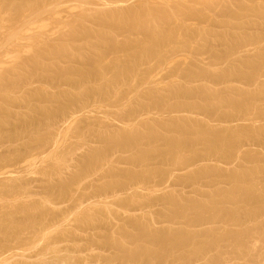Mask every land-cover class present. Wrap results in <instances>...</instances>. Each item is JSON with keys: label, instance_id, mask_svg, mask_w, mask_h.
I'll use <instances>...</instances> for the list:
<instances>
[{"label": "rangeland", "instance_id": "374dc122", "mask_svg": "<svg viewBox=\"0 0 264 264\" xmlns=\"http://www.w3.org/2000/svg\"><path fill=\"white\" fill-rule=\"evenodd\" d=\"M0 1H1L0 2V46H2L0 47V66H2L0 67V81H1L0 108L2 109V110L0 109V264H248V263L264 264V239H263L264 212L259 213L257 217L256 216L248 217V218L243 217V219L238 218L239 215L237 213L236 216H234L235 214L234 209L239 210L238 208H240L239 211L241 210L243 211V209L245 208L239 207V205L235 204L233 201L225 200V198L223 199L221 198L222 194L225 193V191L223 190L227 189L226 191H228L229 189H231V187L229 189L227 187L232 186V181H233V186L235 183L234 182L235 179L233 180L232 178L234 177H232L231 178L232 181L230 182L231 183L230 185L228 172H230V174L232 175L235 174L234 172L232 173V171L235 170L237 171V173L239 172L243 173L242 169L244 168L250 174V172L254 173L256 170L257 173L259 172L258 174L256 173L257 175L254 173V176L256 175L255 176L256 178H254V180L257 179L255 180L257 181L256 182L257 186L264 183V174L260 173L264 169V162L262 161V159L264 160V156L262 155V153L264 154V148H261L264 147L262 146L264 145L263 144L264 132H262L264 130V124H263L264 95L261 97L260 95L259 97L256 96L254 104L253 102L252 103L246 102L245 104L247 106L243 103L244 104L243 107L242 106L243 104L240 103V106L243 107L246 110V112H243L244 109L239 107V103L236 104L238 105V107L236 106L237 110H235L236 108L232 109L235 107V105H233L232 103L236 101L233 98L235 97L237 98L238 96L242 98L241 94H243L245 90H246L245 92L247 93H257L255 90L257 88L258 92L260 91V93L263 92L264 94V90L261 89L264 88V62H263L264 59L259 57V56L264 57V0H216V1L215 0H208V1L206 0H183V1L182 0H171V1L145 0L144 1L143 0L144 3L142 2V0L140 1L116 0V2L115 0L113 1L99 0V3H101V5L98 4V0H86V1L77 0L78 1L77 3L74 0H58V1L29 0L30 3L23 6L18 14L15 12L16 7H20L18 2H21L22 0H17V1L0 0ZM15 1L16 3L14 4L13 2ZM93 1L95 2L97 1V3ZM106 1L107 2L110 1L108 2L109 4H107ZM79 2L82 5L84 4V7L81 6ZM92 2L94 5H92ZM122 2L123 4H121ZM139 2L143 3L142 7L145 6V4L146 7H148L147 5L150 4H151L150 6H152V2L154 6L156 2L155 5H157L156 6L157 8H160L159 6H161V9L163 10L165 9V12L170 10V12H168L170 14L168 15H170L172 18L175 15V12H177L176 16H174L175 18H173L174 22L172 24L171 23L169 24L168 21L166 22L164 20L163 21L158 20V23H156L157 21L155 20L156 21L155 22L153 20L151 24L152 27L150 26V28L156 29L159 26L158 24L160 22V26H162L163 24L164 27L163 26L162 27L164 29L170 28V30L174 31L175 28L177 31V35H176V39H172L168 43L166 42L167 44L165 43V45H163V47L159 49V52L157 51L158 53L157 52L148 53L149 56L147 55L146 58L139 59V62L137 63L136 67L131 69L133 71L131 72L129 70V73L131 72L130 75L126 72L124 75L123 73L124 70L121 71L122 69L120 68L121 66L115 65L117 66V69H115L114 67L112 68L113 70H111L110 68L111 63H113V61L116 60L117 58L122 59L124 62L127 63L128 60H130L128 58L131 54L127 52L128 49L124 47V45L128 40L129 42L130 41L142 42L146 39L145 36L146 34L138 30L129 31L122 28L110 27L108 30L109 33H111L112 35L111 39L110 38L102 39L99 36L98 37L95 36V38L93 37L92 39H89L85 37L86 35L84 33L87 27H88L87 29H91L92 31L96 30V33L100 32L101 29H98L99 27L95 23L93 17L88 16L87 18L86 15H89L90 13V14H95V16H98L99 14L108 13L109 11L124 12L127 11V9H129L132 6L133 7L140 6L142 3ZM12 3L13 5H11ZM112 3H113V9L111 7ZM86 4H89L91 6L88 5L86 8L85 6ZM180 4H182L181 6L182 9L180 7ZM104 5H107L109 8ZM241 7H243L242 10L240 9ZM82 8L84 11H82ZM100 9L103 12H101ZM58 12L59 13L61 12L62 14L61 13L59 14ZM82 12L85 13L83 14ZM96 13H98V15ZM65 17H67V19ZM43 19L44 22L41 23L40 20L43 21ZM34 22L37 23V25ZM71 22L72 23L74 22V24H72ZM39 25L43 29L46 28L47 31L46 29L43 31V29ZM48 26L50 27L48 28ZM57 26H59V28ZM34 27H35V31H34ZM37 29H39L40 31ZM205 29H207V31ZM13 30L15 33L13 32ZM75 30H80V31L79 32L76 31L74 36L72 35V31ZM67 32H69L68 35ZM94 32L95 31H93V33ZM13 33L15 34V36L13 35ZM69 34H71L72 36L71 35L69 36ZM16 35L18 36L16 37ZM66 35L68 40L65 39ZM66 42H68V44ZM112 42L113 44H116L118 47L114 48ZM59 44L67 45L66 48L68 50L66 51V53H68V55L65 53L56 56L55 54L48 55L46 53L45 54L41 53L39 50V48L41 49V47L44 48V45L45 47L56 48L58 46L60 47ZM64 45L62 47H64ZM17 46H19L18 49ZM21 46L22 48H20ZM146 46L149 47V45H145L144 48L146 51L152 49V48H148L147 50ZM15 49H17V51ZM229 49L232 51H230ZM27 50L31 51L29 53L30 55L28 54L29 51ZM227 50H229V53ZM15 51L17 53H15ZM230 52H232L231 55ZM33 57L39 58L37 59L38 62ZM258 57L263 63L260 62L259 59L257 60ZM124 58H127V61H125ZM2 60L5 61L3 62ZM32 60L34 63L32 62ZM94 61H95V65H97L98 61H101L102 63L101 62L100 63L102 66H104V68L98 63V67L100 66L101 69L100 70L97 69V73L96 71L95 73L93 72L94 75L93 74L92 75L94 77L90 75V77L92 78L87 76L89 79L85 78L86 81L82 80L85 77V76L83 77V75H80L82 74L83 70L87 71L86 69H90V68H92L90 69L91 72L95 70V66L93 65ZM248 61H250L249 64L251 66L254 65L255 63L256 64L250 68L249 64L248 66L246 65ZM253 61H258V62L254 63ZM124 62L123 65H125ZM257 63H259V65ZM91 65L94 67V69ZM106 65H108V67ZM229 65H231L233 71L231 70ZM243 66L246 67L243 68ZM98 67L96 66V68ZM248 67L249 69H251V71L253 69L252 72H254L255 74L253 73L252 75L251 72L249 73L248 71L250 70H247L248 73L244 72L246 70H241L245 73V76H248V77H243L244 74L242 76L239 69L240 68L248 69ZM108 68L109 70H105ZM234 68H237V70L239 71H236ZM115 70L118 71L120 70V71L119 72L117 71L118 72L117 73ZM85 71L83 72L86 73ZM99 71L102 72L101 76L105 78H102L100 77V75H98ZM203 71L205 72L207 71V72L203 73ZM234 71L240 72L238 73L239 76ZM119 73L120 75H118ZM95 74H97L99 77H97V75ZM113 74L114 75L117 74L116 78L121 76L123 79L117 78L118 81H116L117 79H115L116 82L113 83L114 81ZM226 74L227 76L223 78L222 75L224 76ZM250 74L252 78L255 75L258 77V79L257 77H254L255 79L250 78L249 77ZM100 78H102L103 82ZM106 79H110V80L108 81ZM112 79L113 81H111ZM148 80H150L149 83ZM110 82L112 84L108 86L107 84ZM142 85L144 86L142 87ZM259 85L260 86L263 85V86L259 88ZM148 86L149 88H144ZM178 87L179 90L181 91L178 90ZM202 87H203V91H205L208 87H210L208 88L209 92L206 90V94L205 92L203 93L202 90L199 89ZM241 88L244 91H241L242 90ZM141 89L143 90V92H141L142 91ZM169 89L171 90L170 93H169L170 91ZM175 89L178 92H176ZM198 89L201 90L202 94L200 93V91H197ZM138 90L141 91L139 92ZM145 90L148 91L147 94L149 95L140 94V93H145L146 92ZM173 90L174 92H172ZM248 90H252V91L248 92ZM160 91L164 92L165 95L160 94L159 93ZM179 92L182 93L180 94ZM210 92L213 93H211L210 95ZM220 92L223 94H221ZM227 92L228 95H226ZM234 92L238 93V95H236ZM6 93L8 97H6L5 95ZM151 93H154V95L153 94L151 95ZM157 93H159L158 94L159 96H157ZM171 93L173 96L170 95ZM176 93L180 95L178 94L176 95ZM187 93H190L189 96L191 95L192 97L190 98ZM215 93L217 96L215 95ZM231 93L234 95H231ZM166 94H168V97L166 96ZM195 94L197 98H195L194 96ZM203 94H205L206 96H204ZM224 94L226 97H224ZM54 95L57 97H55ZM182 95L183 97L181 98ZM149 96H152V99L149 100V98H151ZM171 96L173 97V99ZM174 96H176V98ZM187 96L191 100L189 98H186ZM214 96L215 98L217 97V99H215ZM51 97H55L58 102L55 101L57 102L55 103L54 101H50ZM72 97H75V99ZM177 97H179L180 104L177 103L178 102ZM160 98H164V100L165 99L168 100L166 102V100L163 101V99ZM68 99L69 100L74 99V101L70 102ZM154 99L157 100L155 101ZM230 99L232 101L231 104L229 103ZM160 100L161 102L163 101L164 104L163 103L161 104ZM182 100L184 103L181 104ZM193 100L194 101L196 100L195 101L196 104L197 102L200 104H204L205 102L206 103L208 102L207 103L208 105L205 103L204 106L201 105V107L200 106L198 107V105L194 106ZM226 100L229 101L226 102ZM150 101H153L154 103L157 102L155 104L160 105L161 107L157 105L154 106L153 105L154 103ZM191 101L193 105H190L192 104ZM215 101H217L218 103L217 102L215 103ZM172 102H174V104L177 103V107L180 105V109L179 107L176 108V105L174 104L170 105ZM247 103H250L252 105H249ZM257 103L260 105H257ZM183 104L184 105L186 104L185 107H187V105H190L191 110L189 109V107L184 109ZM212 104L217 108H218V104H220L221 106V107L219 106L220 110L211 106ZM226 104H228L229 107ZM162 105L164 107H162ZM169 105L174 108V111L172 112L170 111V113L167 110L168 109L167 107H169ZM181 105L183 106L181 107ZM205 106H209V108ZM245 106L247 108H245ZM250 106L251 107L253 106L254 108L253 107L251 108ZM46 107H49L51 108V110L54 111V114L52 116L44 114V108ZM160 108L161 109L163 108L162 112L160 111L161 110ZM205 108L206 111H203V109L205 110ZM212 108L214 110L216 109V111H214ZM229 108H231L234 111L232 112L231 109ZM238 108H241V111H239ZM256 108H258V110ZM164 109L170 115L168 113H163L165 112ZM169 109L171 110L170 107ZM178 109L179 111L181 109L184 110L187 109V110L186 111L181 110L180 112H178ZM248 109L249 110L251 109L252 111L251 110L248 111ZM211 110H213L215 113L212 112ZM208 111L209 112L211 111L210 112L211 114ZM223 111L224 112L227 111L226 112L227 114H229L230 112L229 116H227V114H225ZM258 111H261V113ZM174 112H175L174 114L175 116H173L172 114ZM219 112L221 113L223 112L224 115L223 113L221 114ZM231 113L236 114V116L234 115L233 117ZM220 114L222 117H220ZM231 115L233 118L231 117ZM176 116L178 119L176 120L175 118L173 121V117ZM179 116H181L182 120L183 118H185L184 120L188 119L186 123H184V121H181ZM223 116H225L224 119H221L223 118ZM237 116L238 117L241 116L242 118H238ZM229 117H231V120L229 119ZM168 118H171V120L168 121ZM218 119L221 120L219 121L220 123H218L217 121ZM232 119L236 120V122ZM155 120L156 122L154 123L157 125L161 124L162 122L164 125H168L166 127L167 130L164 129L165 126L163 124L159 125L160 127H157V125L153 123V121ZM157 120L159 121V123H157ZM191 120L193 121V123L191 122ZM188 121L190 124L188 123ZM174 122H175L174 125H178V126L181 125L186 126L188 124L187 126L191 127L192 131L195 132L199 131V129L196 130L195 127H193V124L197 128L201 127L203 129H205L206 126L209 127L211 125L212 126V127L210 126L211 129L210 128L209 129L210 131L214 130V132H222L220 130L217 131L215 127L222 130L226 128L224 133L229 135H231V133L233 134L230 137L232 138L233 136V138L236 139L234 142H236L239 146H237L236 144L234 145V147L235 148L237 147L238 149L235 150V148L233 147H230L232 149L228 147L222 150H218V151L216 150L215 153H213L214 152L213 150L212 153L208 152L210 154L209 156V154L206 152L205 145L202 142H195L194 146L196 144V147L193 146L191 148L193 149L196 148V150L198 151L196 152L199 154V156H197L198 155L197 153H195L197 155L191 153L190 152L191 148H189L190 150L188 148L187 149L185 148L183 149V151L180 152L183 154L179 153L180 156L175 155V157L171 158V160L170 159L166 160L165 158H169V156H165V155H164L165 157H163L162 155H161L162 157L158 155L153 157L155 159L152 158H151L152 160L148 159L152 163L147 162L146 160L147 163H151L149 164L150 169H147L148 168L147 163L144 166H142L143 164L139 165V163H136L137 159L135 155L139 152V147L133 146L134 147L133 148L132 146H128L127 148L129 149L127 148L122 149L120 147H117L116 149V147L113 146L112 148L107 149L108 147L103 146L106 145L105 140L110 139L113 136L112 135L113 132L115 135V133L117 134L119 132L127 133L129 131L134 132L136 130L143 131L144 129H147L146 126H143L146 125L147 123L148 128L152 127L150 129L155 130L157 133L160 130L159 132L162 133V134L158 133V137H156L157 138L156 144L158 146L161 144L160 146L163 148L165 142H167L168 139L170 138L169 137L170 135L177 136L179 133L181 134L179 130L177 132L176 128L175 130L172 127L173 130L172 131L170 130L171 126H174L173 124L170 125V123H174ZM203 122L208 124L204 125ZM153 124L155 125V127L153 126ZM197 124H200L201 126L200 125L197 126ZM202 125L205 126V128ZM248 125L250 129H248ZM236 128L237 130H241V131H237ZM260 128L262 131L260 130L259 132L263 136L260 133L258 134L256 133ZM243 129L245 131H243ZM232 130L235 132L233 133ZM249 130L252 132H249ZM164 131L165 132L167 131L166 133H169L168 131H170V133L167 134L168 138L166 137L167 135L166 133H164ZM236 131L238 133L243 132L240 133L242 138L238 137V133ZM173 132L175 133L177 132V134ZM252 133H254V136L253 135L251 136ZM189 134L192 135L191 133ZM107 135L109 136L108 138ZM249 135L251 136V138H249L250 137ZM258 135H261L260 137L261 138L263 137V139L259 138L260 140H258L257 138ZM236 136L239 139L236 138ZM244 136L245 137L249 136V137L248 138L246 137L247 138L246 139ZM103 138L105 140H103ZM161 138H166L167 141ZM233 138L232 140H234ZM240 139H242L243 141H240ZM251 140L253 142L255 141V143H253ZM162 142H164L163 146H162ZM200 143L204 146H202ZM239 143L240 144L243 143L242 147ZM253 144L255 145L257 144V145L255 146ZM143 146L145 148L147 147L145 145ZM200 146L204 147L205 151L203 148H200ZM102 147L104 148L106 147L105 149L109 150V152L106 150L108 153H106L105 151L104 153L105 155H102V160L101 161L99 160L98 161L99 163L96 162L94 165L88 168V170L90 169V171L86 170L87 168L86 167L83 173H80L82 172L83 169L82 166H84L83 164L87 163V161L85 160L86 157L90 156L94 151L103 149ZM202 149L203 151H201ZM227 149L230 150L232 153L230 151H226ZM252 149L255 150L253 151ZM136 150L137 153H135ZM225 151L227 152L226 155L224 153ZM245 151L247 152L250 151V153L249 152L247 153ZM255 151H257V153L259 151V153L257 154ZM252 152L255 155L257 154L255 158H253L254 155ZM230 153L234 155L232 156L230 155ZM236 153H237V157H235ZM242 153L250 156L249 157L247 156V158H243L244 154ZM193 154L196 156V158ZM214 154H216V157L217 156L219 157L216 158ZM129 155L132 156V157L130 156L131 160L132 158H134L135 160L131 161L129 159ZM182 155L183 158L186 157V160L189 157H191L189 158L190 159L189 163H191L190 164L191 166L189 165L188 167H186L183 165L186 161H184ZM204 155L208 158L206 159ZM211 155L215 159L211 157ZM220 155L221 156L224 155L223 158L220 159L221 157ZM227 155H229L230 157ZM176 156L181 157L182 159L181 158L180 159L181 161H184V163L181 162L180 159L178 160ZM192 156H194L193 158L196 159L194 163L192 162L193 161ZM201 156L202 158H200ZM103 157L104 159L106 157L107 162L106 159L105 160L103 159ZM158 157H160V159ZM250 157L251 159H249ZM259 157L262 163L260 162V160L258 161ZM162 158H164L165 163L162 162ZM198 159L201 161L199 162ZM244 159H247L249 161H247L246 163L244 162L246 161ZM252 159L255 160L254 163ZM156 160L157 161L160 160V162H158L159 164L157 163ZM175 161H177L176 165L174 164ZM251 161L252 163H250ZM166 162L167 163L169 162V164H167V166L163 165L166 164ZM178 162L179 165L181 166H177ZM96 164L98 165V168H96L97 167ZM137 164L139 165V167ZM169 165H171L172 167ZM197 165L199 166V172L197 170L198 174L195 175L194 173H196V169L198 168ZM208 165L209 166L211 165L212 168L209 167ZM141 166L142 169H145L147 167L146 171L143 170L140 171L139 169H141ZM159 166H160L159 170L161 171L162 169L161 173L159 170H157ZM200 166L201 167L204 166V168L206 166L205 168L206 173L204 172L205 169L203 168L201 170ZM247 166L248 167L252 166L253 169H251V167L250 169L245 168ZM213 167H215L217 171L218 169L220 171L216 172V170L213 169ZM210 168L211 170L212 169L213 170L211 171ZM164 169L165 170L168 169V170L165 171ZM258 169L260 170L258 171ZM110 170L112 171V173L114 172L113 173L114 175H118V176H114ZM200 170L203 172H201ZM214 170L217 174V175L214 174V176L217 179L213 177L212 173H211V178H210V174H208L209 172H213ZM248 170H250V172ZM121 171H123L125 174H127L129 171L128 176L127 175L124 176V174H119ZM131 171L133 172L135 171V173ZM139 171L142 173L145 172L143 173L144 175L142 174V176H144L143 177L144 179L146 177L145 175H148L146 180L142 179V176L141 177L139 176L140 174ZM148 171H150L151 173L153 172L152 174H150L149 172L151 177L149 176V174H146L148 173ZM222 171L223 174L226 173L227 175L224 174V177L221 176L220 179H218ZM155 172L156 173L159 172L160 174L156 176ZM163 172L165 174H163ZM130 173H133L134 174L133 176L137 174L139 178L136 177L130 179V177H132V174ZM202 173L205 174L204 177H202L201 175ZM120 175L124 177L121 178ZM206 175L209 177H207ZM197 176H199V178ZM128 177L130 180L128 179ZM194 177L196 178L195 181H194L195 179ZM119 178L120 180H118ZM148 178L150 180H148ZM210 179H213L211 180L212 183ZM114 180H117V182L116 181L114 182ZM216 180H218L219 183ZM124 181H126L127 184H125L126 182ZM111 183L114 184L111 185ZM63 186L65 187V189L63 188ZM259 188L262 189L261 186H259ZM219 190L222 191L223 193L220 192ZM217 191L221 193V194L219 193V196L221 197L214 195L218 193ZM212 194L214 196H212ZM211 196L212 198L214 197V199L218 198L217 202L216 200H214L216 202L215 206H217L218 208L219 205L222 207L224 205L226 206V201H229L227 202V206H226L227 209L225 208V206L223 209L219 208L221 210H219L217 207H216L217 210L215 208H212L215 209V211H218L220 214L222 213L224 218L222 217V215L220 216V214L216 215V217L220 216L219 218L217 217L218 219H216V217L214 218V216H210L211 214L209 215L210 216L209 217L206 215V213L208 214L211 213L212 211L211 210H210L211 212L206 211L205 217L207 218V221L204 222L206 220L205 218L201 222V224L200 223L191 224L192 228L190 227V224L187 222L188 219L193 215L192 214H191L192 216L188 215V217L189 216L190 217L189 218L187 217L188 219H186V215L185 216L178 215L179 213L175 211L178 217L174 216L173 214L175 213H172V211L175 209H172L171 205L173 204H171L170 201L168 200V197H170L171 199H174L176 202H178L177 204H179V202H181L180 204H185V201L187 199L188 200L193 199L196 202L204 201L203 203H205L206 201V203H209V199L210 200L212 199ZM221 200L223 202L220 204L219 202H221ZM211 201H213V199ZM188 202L186 201V203ZM217 203H219V205ZM228 203L229 204L232 203L233 206L235 207L238 206V208L233 207V209H231V207H229L231 210H233V211H229ZM232 204L229 206H232ZM183 217L187 221H185ZM211 217H213L214 219ZM225 217H227L228 220H225L226 219ZM228 217L231 219V221L229 220ZM235 217H237L239 221ZM139 218L141 219L140 220L141 222L139 221ZM234 218L236 219V222L234 221ZM240 219L242 221H245L246 224L242 222L244 224L243 225ZM136 220H138L137 222L141 224L144 223L143 225L144 226L146 225L145 227L146 228L148 227L147 229L150 230L151 229L154 231L164 230V231H168L169 233L171 231L172 233L173 231L176 232L173 234L171 233L173 237L169 236V238L172 237L174 239L176 238V235L179 234L177 235L178 240L180 239L178 243L175 240H170L171 238L169 239L170 240L169 243H171L169 244V247L171 245V247L174 249V247H176V244L178 245V247H176L177 249L179 248L178 250H176L177 253L175 252V249L174 251H171L170 250L171 247L166 248L168 247L167 245L168 243L166 244V242L161 243L162 245H164L161 246V244L151 243V241L147 240L146 237L138 239L139 237H142L141 233L143 232V228L139 226L137 227ZM130 221L131 223L133 222L135 223L131 224L129 223ZM225 221H229V222L226 223ZM128 223L131 225H129ZM226 227H228L229 229L228 231L226 230ZM232 227L234 230L232 229ZM139 228H141V230ZM230 228H231V233H230ZM200 229L201 232L204 229L206 230L203 231L205 233L203 232L201 233L202 235L204 234L203 235L204 237L206 236L205 237L206 239H204L202 235L201 236L199 235ZM207 229L210 230L208 231ZM236 229H238V231ZM138 230H140V232H138ZM232 230L234 233H232ZM213 231H215L216 233L214 235L217 236L218 233V236L220 235V237L221 235H226V234L228 235L232 234V235L231 236L227 235V237L224 236V238L222 236L221 237L222 240H220L219 239L220 237L216 238V236L210 234L211 232L214 233ZM208 232H209L208 235L209 237L205 235L208 234ZM241 232L242 234L245 233L243 236V244H242V240L240 242L243 245L242 247L239 242L235 243V239L233 240L235 233L236 235H239L237 233H241ZM180 233L182 234L183 237L180 236ZM193 233H196L197 235ZM124 234L126 235V237ZM184 234L185 235L188 234V236L186 235L185 237ZM127 235L131 237H128ZM190 235L192 237H189ZM194 235L198 237L195 238ZM212 236L214 239H218V241L220 240L219 242L215 240L216 243H214V246L215 244L220 245L221 243L222 245L220 247L218 245L215 246L217 250L214 247H212V245H210L211 247L208 246L207 248L201 250L200 246H202L203 244L205 245L206 243L205 241H208V238H212ZM181 237L182 239L184 238L183 239L184 241H181L182 240ZM199 237H202L203 239H200ZM230 238H232V240ZM134 239H136V241H134ZM137 241H139V245H137L138 244ZM171 241L174 244L176 242V244L172 245ZM118 242L122 245L123 249L120 247V244ZM146 242L148 244H146ZM180 242H183V246L182 243ZM188 242H190L191 244ZM187 244H188V248H192L191 250L190 249L186 250ZM197 244H199L198 247H196ZM237 244L240 246H237ZM141 245L144 247H141ZM152 247L154 248L156 247L157 249H159L158 250L159 252H160V247L161 248L163 247L162 249L163 251L161 250V252L164 253L165 258L164 256H161V258L163 257V259H161L162 261L160 260L159 262L157 259L158 262H155L154 257L155 255H157L158 251L157 249H153ZM136 248L137 249L146 248V250L148 251L153 250V253L151 254L153 255L155 252V255L151 256L147 254V256L138 257L134 255V253H137ZM165 248L166 250L169 251L168 254L166 253L167 251L165 250ZM197 248L201 253L203 252V254L199 253ZM213 248L214 251H212ZM184 250L186 253L185 255H183ZM192 250L195 251L194 252L195 254L194 253L191 254L193 252ZM179 253L182 254L179 255ZM181 255H183L184 257Z\"/></svg>", "mask_w": 264, "mask_h": 264}, {"label": "bare ground", "instance_id": "6f19581e", "mask_svg": "<svg viewBox=\"0 0 264 264\" xmlns=\"http://www.w3.org/2000/svg\"><path fill=\"white\" fill-rule=\"evenodd\" d=\"M17 1V0H16ZM16 1L15 2H13L14 4L16 3ZM39 1V0H38ZM37 1V2H38ZM58 1V0H57ZM76 3L79 1H77V0H74ZM82 1V0H81ZM80 1V2H81ZM84 1V0H83ZM86 1V0H85ZM101 1V0H100ZM113 1V0H112ZM119 1V0H118ZM138 1H140V0H138ZM145 1V0H144ZM144 1L142 0V2L144 3ZM148 1V0H147ZM146 1V2H147ZM150 1V0H149ZM159 1V0H158ZM163 1V0H162ZM168 1V0H167ZM166 1V2H167ZM171 1V0H170ZM183 1V0H182ZM206 1H208V0H206ZM216 1V0H215ZM1 2V1H0ZM12 2V1H11ZM51 2V1H50ZM68 2V1H67ZM66 2V3H67ZM74 2V3H75ZM79 2V3H80ZM88 2V1H87ZM91 2V1H90ZM93 2H95V1H93ZM93 2H92V5H94L93 4ZM103 2V1H102ZM107 2V1H106ZM108 2H110V1H108ZM107 2V4H109ZM115 2H116V0H115ZM121 2V1H120ZM126 2V1H125ZM137 2V1H136ZM142 2H139V3H142ZM13 3L11 4V5H13ZM30 3V1L29 0H22L21 2H18V4H19V6L20 7H16V13L18 14L20 11H21V9H22V7L23 6H25V5H27V4H29ZM33 3H34V1H33ZM54 3V2H53ZM52 3V4H53ZM60 3V2H59ZM64 3V2H63ZM89 3V2H88ZM95 3H97V1L95 2ZM118 3V2H117ZM143 3L140 5V6H138V4H137V6L139 7H135V9H134V7L132 6V7H130L129 9H127V11H121V12H108V13H102V14H99L98 15V13H96L98 16H95V14H90L89 13V15H86L87 16V18H88V16H91V17H93V19H94V21H95V23L98 25V29H101V31L100 32H98V33H96V30H93V31H95L94 33H93V31L91 30V29H85V31H84V33H85V37H87V38H89V39H92L93 37L95 38V36L96 37H100V38H102V39H111V33H109V28L111 27V28H114V27H117V28H122V29H126V30H129V31H131V30H138V31H142L143 33H145L146 35V39L144 40V41H142V42H138V41H130L129 42V40L126 42V46L124 45V47H126L128 50H127V52L129 53V54H131L130 56H129V58L128 59H130V60H128V62L126 63V62H124L122 59H116V60H114L113 61V63H111V65H110V68H111V70H113L112 68H114L115 67V69H117V66H121L120 68H122L121 69V71L122 70H124V75H125V72L126 73H128L129 75H130V73L133 71V70H131V69H133V68H135L136 67V65H137V63L139 62V59H144V58H146L147 57V55H148V53H154V52H159V49H161L162 47H163V45H165V43L167 42H170V40H172V39H176V35H177V31H176V29L174 28V31L173 30H170V28L169 29H164L163 27V24H162V26H160V22H159V26L156 28V29H152V28H150V26H151V24H152V22H153V20L156 22V23H158V20H161V21H168L169 22V24L171 23H173L174 22V20H173V18H175L174 16H176V14H177V12H175V15L173 16V18L170 16V15H168V14H170V13H168V12H170V10H166L167 12H165V9L163 10V9H161V6H159L160 8H157L156 6L157 5H155L156 4V2H155V4H154V6H153V2H152V6H150V5H147L148 7H146V4H145V6H143L142 7V5H143ZM148 3V2H147ZM162 3V2H161ZM181 3V2H180ZM261 3V2H260ZM98 4H100L101 5V3H99V0H98ZM115 4V3H114ZM119 4V3H118ZM121 4H123V2L121 3ZM126 4V3H125ZM183 4V3H182ZM182 4H180V7L182 6ZM190 4V3H189ZM192 4V3H191ZM195 4V3H194ZM17 5V4H16ZM56 5H57V3H56ZM64 5V4H63ZM72 5H73V3H72ZM80 5L81 6H83L84 7V4L82 5L81 3H80ZM89 4H86L85 6H86V8H87V6H88ZM96 5V4H95ZM112 5V6H111ZM111 5H109V6H111L112 7V9H113V3L111 4ZM117 5V4H116ZM134 5H135V3H134ZM163 5V4H162ZM185 5V4H184ZM15 6V5H14ZM44 6H45V4H44ZM65 6V5H64ZM63 6V7H64ZM89 6H91V5H89ZM97 6H99V5H97ZM104 6H107V5H104ZM119 6V5H118ZM47 7V6H46ZM46 7H45V9H46ZM53 7H55V6H53ZM57 7V6H56ZM96 7V6H95ZM108 7V6H107ZM110 7V8H111ZM179 7V8H180ZM69 8V7H68ZM106 8V7H105ZM109 8V7H108ZM115 8H117V7H115ZM236 8V7H235ZM55 9V8H54ZM59 9H60V7H59ZM79 9V8H78ZM101 9H102V7H101ZM100 9V10H101ZM107 9V8H106ZM123 9V8H122ZM174 9V8H173ZM178 9V8H177ZM181 9H182V7H181ZM241 10L243 9V7H241L240 8ZM50 10V9H49ZM57 10V9H56ZM56 10H54V11H56ZM67 10V9H66ZM125 10V9H124ZM256 10V9H255ZM74 11V10H73ZM82 11H84L83 10V8H82ZM86 11V10H85ZM90 11V10H89ZM95 11H97V10H95ZM99 11V10H98ZM188 11V10H187ZM201 11V10H200ZM238 11H240V10H238ZM244 11H245V8H244ZM252 11V10H251ZM28 12V11H27ZM30 12V11H29ZM43 12V11H42ZM41 12V13H42ZM45 12V11H44ZM101 12H103L102 10H101ZM106 12V11H105ZM247 12H248V9H247ZM9 13V12H8ZM47 13V12H46ZM54 13V12H53ZM59 13V12H58ZM61 13V12H60ZM59 13V14H60ZM67 13V12H66ZM83 13V12H82ZM85 13V12H84ZM83 13V14H84ZM87 13V12H86ZM91 13H92V11H91ZM172 13H174V12H172ZM233 13V12H232ZM240 13V12H239ZM241 13H242V11H241ZM57 14V13H56ZM62 14V13H61ZM211 14V13H210ZM217 14V13H216ZM238 14V13H237ZM42 15V14H41ZM240 15V14H239ZM242 15V14H241ZM37 16V15H36ZM35 16V17H36ZM58 16V15H57ZM78 16V15H77ZM85 16V17H86ZM209 16V15H208ZM218 16V15H217ZM31 17V16H30ZM35 17H34V19H35ZM62 17V16H61ZM80 17V16H79ZM83 17H84V15H83ZM178 17V16H177ZM246 17V16H245ZM28 18V17H27ZM44 18V17H43ZM51 18H53V17H51ZM66 19H67V17H65ZM86 18V19H87ZM242 18V17H241ZM2 19V18H1ZM30 19H32V18H30ZM71 19V18H70ZM90 19V18H89ZM179 19V18H178ZM47 20V19H46ZM83 20V19H82ZM4 21V20H3ZM2 21V22H3ZM22 21V20H21ZM32 21V20H31ZM30 21V22H31ZM41 21V23L42 22H44V19H43V21L42 20H40ZM58 21V20H57ZM61 22V21H60ZM78 22V21H77ZM87 22V21H86ZM166 22H163V23H166ZM35 23V22H34ZM72 23V22H71ZM27 24H29V23H27ZM36 25H37V23H35ZM39 24V23H38ZM52 24V23H51ZM72 24H74V22L72 23ZM19 25V24H18ZM23 25V24H22ZM59 25V24H58ZM71 25V24H70ZM78 25V24H77ZM175 25V24H174ZM256 25V24H255ZM32 26V25H31ZM40 26V25H39ZM55 26H56V24H55ZM60 26V25H59ZM59 26H57L58 28H59ZM64 26V25H63ZM74 26V25H73ZM76 26V25H75ZM167 26V25H166ZM3 27V26H2ZM18 27V26H17ZM16 27V28H17ZM28 27V26H27ZM41 27V26H40ZM50 26H48V28H49ZM69 27V26H68ZM79 27V26H78ZM152 27V26H151ZM19 28V27H18ZM20 28H22V27H20ZM37 28V27H36ZM42 28V27H41ZM63 28V27H62ZM74 28V27H73ZM73 28H72V30H73ZM81 28V27H80ZM4 29V28H3ZM13 29V28H12ZM43 29V28H42ZM46 29V28H45ZM45 29H43V31L45 30ZM75 29V28H74ZM84 29V28H83ZM15 30H17V29H15ZM19 30V29H18ZM37 30H39V29H37ZM59 30V29H58ZM66 30V29H65ZM168 30V31H167ZM206 31H207V29H205ZM11 31V30H10ZM26 31V30H25ZM30 31V30H29ZM34 31H35V27H34ZM40 31V30H39ZM38 31V32H39ZM46 31H47V29H46ZM76 31L77 32H79L80 30H75V31H72V35H74L75 36V33H76ZM98 31V30H97ZM181 31V30H180ZM261 31V30H260ZM13 32H14V30H13ZM18 32V31H17ZM22 32H23V30H22ZM31 32V31H30ZM54 32V31H53ZM73 32H74V34H73ZM203 32V31H202ZM209 32V31H208ZM10 33V32H9ZM15 33V32H14ZM13 33V35L15 36V34ZM19 33V32H18ZM20 33H21V31H20ZM28 33V32H27ZM55 33V32H54ZM53 33V34H54ZM68 33L69 32H67V35H68ZM12 34V33H11ZM29 34V33H28ZM31 34V33H30ZM79 34V33H78ZM77 34V35H78ZM83 34V33H82ZM12 35V36H13ZM18 35H20V34H18ZM18 35H16V37L18 36ZM34 35V34H33ZM47 35V34H46ZM45 35V36H46ZM67 35H66V38L65 39H67ZM71 34H69V36H70ZM71 35V36H72ZM11 36V35H10ZM43 36V35H42ZM42 36H41V38H42ZM56 36V35H55ZM73 36V37H74ZM80 36V35H79ZM199 36V35H198ZM20 37V36H19ZM23 37H25V36H23ZM22 37V38H23ZM31 37V36H30ZM49 37V36H48ZM84 37V36H83ZM197 37V36H196ZM201 37V36H200ZM50 38V37H49ZM8 39V38H7ZM27 39V38H26ZM51 39V38H50ZM129 39V38H128ZM178 39V38H177ZM32 40V39H31ZM68 40V39H67ZM66 40V41H67ZM10 41V40H9ZM8 41V42H9ZM12 41V40H11ZM17 41V40H16ZM33 41V40H32ZM55 41V40H54ZM148 41V42H147ZM217 41H219V40H217ZM2 42V41H1ZM7 42V43H8ZM14 42V41H13ZM18 42V41H17ZM38 42V41H37ZM72 42H73V40H72ZM184 42V41H183ZM6 43V42H5ZM35 43V42H34ZM41 43V42H40ZM39 43V44H40ZM57 43V42H56ZM61 43H62V41H61ZM67 44H68V42H66ZM166 43V44H167ZM15 44V43H14ZM58 44V43H57ZM85 44V43H84ZM105 44V43H104ZM112 44H113V42H112ZM119 44H121V43H119ZM230 44V43H229ZM30 45V44H29ZM28 45V46H29ZM60 45V44H59ZM64 45V44H63ZM63 45H60V47L58 46V45H56V46H58V47H45V45H44V48L43 47H41V49L39 48V50H40V52L41 53H43V54H55V56L56 55H61V54H63V53H65V54H67L68 55V53H66V51L68 50L66 47H67V45L65 46L64 45V47H62ZM145 45H149V47L148 46H146V49L148 50V48H152V49H150V50H148V51H146L145 50ZM179 45V44H178ZM197 45V44H196ZM50 46V45H49ZM0 47H2V46H0ZM11 47V46H10ZM13 47V46H12ZM18 47L19 46H17V49H18ZM113 47L115 48H117L118 46L116 45V44H113ZM123 47V48H124ZM206 47V46H205ZM211 47V46H210ZM20 48H22V46L20 47ZM24 48H25V46H24ZM30 48H32V47H30ZM144 48V49H143ZM231 48H232V46H231ZM17 49H15L16 51H17ZM35 49V48H34ZM96 49V48H95ZM104 49V48H103ZM192 49H193V47H192ZM8 50V49H7ZM21 50V49H20ZM30 50V49H29ZM29 50H27V51H29ZM73 50V49H72ZM126 50V49H125ZM230 50V49H229ZM229 50H227L228 51V53H229ZM15 51V53H17ZM27 51H25V52H27ZM162 51H164V50H162ZM230 51H232V50H230ZM9 52V51H8ZM13 52V51H12ZM19 52V51H18ZM20 52H22V51H20ZM31 51H29L28 52V54L30 53ZM77 52V51H76ZM106 52V51H105ZM126 52V51H125ZM133 52V53H132ZM157 52V53H158ZM3 53V52H2ZM7 53V52H6ZM161 53V52H160ZM169 53V52H168ZM231 53L232 52H230V55H231ZM23 54H25V53H23ZM88 54V53H87ZM135 56H134V55ZM213 54V53H212ZM13 55H15V54H13ZM20 55V54H19ZM30 55V54H29ZM34 55V54H33ZM36 55V54H35ZM41 55V54H40ZM75 55V54H74ZM2 56H4V55H2ZM1 56V57H2ZM54 56V55H53ZM66 56V55H65ZM149 56V55H148ZM12 57V56H11ZM21 57V56H20ZM125 57H127V56H125ZM153 57V56H152ZM229 57V56H228ZM260 58H263L264 59V57L263 56H259ZM259 57L257 58V60L259 59ZM10 58V57H9ZM36 61H37V59H39V58H36V57H33ZM32 58V59H33ZM58 58V57H57ZM72 58V57H71ZM158 58V57H157ZM239 59V58H238ZM249 59V58H248ZM19 60H20V58H19ZM93 60V59H92ZM124 60L125 61H127V58H124ZM150 60V59H149ZM198 60V59H197ZM255 60V59H254ZM3 61V60H2ZM5 61V60H4ZM3 61V62H4ZM14 61V60H13ZM35 61V62H36ZM143 61V60H142ZM252 61V60H251ZM259 61L260 62H262L260 59H259ZM17 62H19V61H17ZM32 62H33V60H32ZM38 62V61H37ZM101 61H98V63L101 65V63H100ZM123 62L125 63V65H123ZM254 63L255 62H258V61H253ZM259 62V63H260ZM264 62V61H263ZM262 62V63H263ZM34 63V62H33ZM42 63V62H41ZM94 64V66H95V70H93L92 72H91V70L90 69H92V68H90V69H86L87 71H85V70H83V71H85L86 73H84L83 71H82V74H80V75H83V79L82 80H85L86 81V79L85 78H87V79H89L87 76H89L90 77V75H92L93 74V72L95 73V71H96V73H97V69H101L100 68V66L98 67V63H97V65H95V61L93 62ZM250 63V61H248L247 63H246V65L248 66V64ZM259 63H257L258 65H259ZM2 64V63H1ZM4 64H6V63H4ZM11 64V63H10ZM16 64V63H15ZM45 64V63H44ZM244 64V63H243ZM252 64V63H251ZM256 64V63H255ZM254 64V65H255ZM261 64V63H260ZM14 65V64H13ZM27 65V64H26ZM31 65V64H30ZM39 65H40V62H39ZM115 65H117V66H115ZM210 65V64H209ZM240 65V64H239ZM250 65V64H249ZM254 65H250L249 67L251 68V67H253ZM17 66V65H16ZM36 66V65H35ZM45 66V65H44ZM44 66H43V68H44ZM70 66V65H69ZM92 66V65H91ZM96 66L98 67V68H96ZM102 66V65H101ZM107 67H108V65H106ZM106 66H105V68H106ZM218 66V65H217ZM0 67H2V66H0ZM4 67H6V66H4ZM66 67V66H65ZM93 67V66H92ZM103 68H104V66H102ZM227 67V66H226ZM229 67L231 68V70L233 71V69H232V67H231V65H229ZM234 67V66H233ZM237 67V66H236ZM246 67V66H245ZM244 66H243V68H245ZM249 67H248V69H242V68H240L239 70H240V72H241V74H242V76H243V74H244V76L243 77H248V76H245V73L244 72H247V70H250V71H248L249 73L251 72V74L253 75V73L254 72H252L253 71V69H252V71H251V69H249ZM102 68V69H103ZM120 68H118V69H120ZM220 68V67H219ZM239 68V67H238ZM256 68V67H255ZM3 69V68H2ZM72 69V68H71ZM93 69H94V67H93ZM236 71H239V70H237V68H234ZM14 70V69H13ZM88 70H90V71H88ZM105 70H109V68L108 69H105ZM129 70L131 71L130 73H129ZM241 70H246V71H241ZM102 71V70H101ZM116 72L118 71V70H115ZM120 71V70H119ZM118 71V72H119ZM128 71V72H127ZM226 71V70H225ZM228 71V70H227ZM230 71V70H229ZM231 71V72H232ZM236 71H234V72H236ZM6 72V71H5ZM103 72V71H102ZM102 72H100L99 71V73H98V75H100V77H102V78H105V77H103V76H101V73ZM117 72V73H118ZM207 72V71H206ZM205 71H203V73H206ZM233 72V73H234ZM240 72H236V74H238V73H240ZM247 72V73H248ZM259 72V71H258ZM84 73V74H83ZM190 73H192V72H190ZM200 73V72H199ZM226 73H228V72H226ZM247 73H246V75H247ZM257 73V72H256ZM137 74H138V72H137ZM222 74H224V73H222ZM240 74V75H241ZM251 74L249 75V77L250 78H252V76H251ZM255 74V73H254ZM94 75V74H93ZM92 75V76H93ZM95 75H97V74H95ZM97 75V77H99ZM114 75V74H113ZM118 75H120V73L118 74ZM123 75V76H124ZM127 75V74H126ZM234 75V74H233ZM116 76H117V74H115L114 75V77H113V79H114V81H113V79L111 80V81H113V83L114 82H116V81H118V79L117 78H122L121 76H119V77H117L116 78ZM225 76H227V74L226 75H222V77L224 78ZM238 76H239V74H238ZM241 76V77H242ZM261 76V75H260ZM263 76V75H262ZM94 77V76H93ZM141 77V76H140ZM254 77H257V76H255L254 75ZM252 78V79H255V78ZM90 78H92V77H90ZM102 78H100L101 80H102ZM125 78H126V76H125ZM125 78H124V80H125ZM216 78V77H215ZM222 78V79H223ZM13 79H14V77H13ZM115 79H117L116 81H115ZM123 79V78H122ZM252 79H250V80H252ZM257 79H258V77H257ZM76 80V79H75ZM80 80V79H79ZM106 80H110V79H106ZM174 80V79H173ZM177 80V79H176ZM181 80V79H180ZM216 80V79H215ZM221 80V79H220ZM149 81L150 80H148V83H149ZM1 82V81H0ZM81 82V81H80ZM82 82H84V81H82ZM102 82H103V80H102ZM147 82V81H146ZM185 82V81H184ZM14 83V82H13ZM32 83V82H31ZM76 83H78V82H76ZM87 83V82H86ZM144 83V82H143ZM37 84V83H36ZM110 84H112L111 82L110 83H108L107 85L108 86H110ZM174 84H175V82H174ZM239 84V83H238ZM261 84H263V83H261ZM213 85V84H212ZM14 86V85H13ZM41 86H43V85H41ZM86 86V85H85ZM144 85H142V87H143ZM169 86V85H168ZM178 86V85H177ZM215 86V85H214ZM222 86V85H221ZM261 86H263V85H261ZM260 85H259V88L261 87ZM175 87V86H174ZM206 87V86H205ZM44 88V87H43ZM139 88H141V87H139ZM144 88H149V86L148 87H144ZM181 88V87H180ZM208 88H210V87H208ZM206 89L207 91L209 90V89ZM251 88V87H250ZM8 89V88H7ZM48 89H49V87H48ZM138 89V88H137ZM152 89H153V87H152ZM173 89V88H172ZM182 89V88H181ZM183 89H186V88H183ZM199 89H201L202 90V92L204 93L205 92V94H206V90L205 91H203V87L202 88H199ZM197 90V91H200V93H201V90ZM242 89V88H241ZM261 89H263L264 90V88H261ZM142 90V89H141ZM140 90V91H141ZM156 90V89H155ZM170 90V89H169ZM168 90V91H169ZM176 90V89H175ZM178 90H179V87H178ZM211 90V89H210ZM256 90V92L257 93H247V92H245L243 89L241 90V91H244V93L243 94H241V96H242V98L240 97V96H238L237 98L235 97V98H233L234 100H236V101H234L232 104L233 105H235V107L234 108H232V109H235L236 108V106L238 107V105H236L237 103H239V107H241L240 106V103H246V102H253V104H254V101H255V97L256 96H258L259 97V95H260V97L261 96H263L264 94H263V92H261L260 93V91L258 92V90H257V88L255 89ZM260 90V89H259ZM102 91V90H101ZM139 91V90H138ZM139 91V92H140ZM146 91V90H145ZM179 91H181V90H179ZM182 91H184V90H182ZM225 91V90H224ZM233 91V90H232ZM239 91V90H238ZM240 91V92H241ZM250 91H252V90H248V92H250ZM254 91V90H253ZM262 91V90H261ZM5 92V91H4ZM141 92H143V90L141 91ZM153 92V91H152ZM155 92V91H154ZM171 92V90L169 91V93ZM172 92H174V90L172 91ZM176 92H178L177 90H176ZM189 92V91H188ZM209 92V91H208ZM230 92V91H229ZM239 92V93H240ZM11 93V92H10ZM19 93V92H18ZM148 93V91H146L145 93H140V94H147ZM150 93V92H149ZM160 94H164L165 95V93L164 92H159ZM159 93H157V96H159L158 94ZM180 94L182 93V92H179ZM186 93V92H185ZM184 93V94H185ZM191 93V92H190ZM190 93H187L188 94V96H189V94ZM196 93V92H195ZM211 93H213V92H210V95H211ZM221 93V92H220ZM233 93V92H232ZM231 93V95H234V94H232ZM235 93V92H234ZM259 93V94H258ZM154 95V93H151V95ZM156 94V93H155ZM178 93H176V95H177ZM180 94H178V95H180ZM192 94V93H191ZM202 94V93H201ZM205 94H203L204 96H206ZM217 94H219V93H217ZM221 94H223V93H221ZM236 95H238V93H235ZM6 95V97H8L7 96V93L5 94ZM147 95H149V94H147ZM170 95H172V93L170 94ZM169 95V96H170ZM198 95H200V94H198ZM209 95V94H208ZM215 95H216V93H215ZM226 95H228V92H227V94ZM235 95V96H236ZM55 96V95H54ZM73 96V95H72ZM166 96L168 97V94H166ZM165 96V97H166ZM173 96V95H172ZM171 96V97H172ZM185 96V95H184ZM186 97V98H191L192 96L190 95L189 97ZM195 96V98H197L196 97V94L194 95ZM217 96V95H216ZM31 97V96H30ZM55 97H57V96H55ZM55 97H51V100L50 101H57V99L55 98ZM119 97V96H118ZM149 97H151V98H149V100L150 99H152V96H149ZM155 97V96H154ZM164 97V98H165ZM166 97V98H167ZM175 98H176V96H174ZM183 97V95L181 96V98ZM202 97V96H201ZM221 97V96H220ZM224 97H226L225 96V94H224ZM228 97V96H227ZM234 97V96H233ZM24 98V97H23ZM34 98V97H33ZM49 98H50V96H49ZM72 98H74L75 99V97H72ZM164 98H160V99H163V101H165L164 100ZM178 98V102L177 103H179L180 104V101H179V97H177ZM189 98V99H190ZM212 98V97H211ZM214 98H215V96H214ZM222 98H223V96H222ZM8 99V98H7ZM10 99V98H9ZM59 99V98H58ZM74 99H68L70 102H72V101H74ZM141 99V98H140ZM157 99H158V97H157ZM157 99H154L155 101L157 100ZM172 99H173V97H172ZM193 99V98H192ZM199 99V98H198ZM204 99V98H203ZM206 99V98H205ZM215 99H217V97L215 98ZM225 99V98H224ZM227 99V98H226ZM229 99V98H228ZM259 99V98H258ZM153 100V101H154ZM168 100V99H167ZM167 100H166V102H167ZM191 100V99H190ZM208 100V99H207ZM257 100V99H256ZM264 100V99H263ZM146 101V100H145ZM153 101H150V102H153ZM159 101V100H158ZM161 102V100H160V102H161V104L163 103L164 104V102ZM170 101V100H169ZM188 101V100H187ZM194 101V100H193ZM196 101V100H195ZM195 101L193 102L194 103V106L195 105H198V107L200 106L201 107V105H203L204 106V104L206 103H204V104H200V103H198L197 102V104L195 103ZM201 101V100H200ZM211 101V100H210ZM225 101V100H224ZM229 101V100H228ZM227 100H226V102H228ZM58 102V101H57ZM57 102H55V103H57ZM159 102V103H160ZM186 102V101H185ZM217 101H215V103H216ZM231 99H230V101H229V103L231 104ZM236 102V103H235ZM262 102V101H261ZM141 103H142V101H141ZM146 103V102H145ZM154 103V102H153ZM155 103H157V102H155ZM153 104L154 106L155 105H157V104ZM169 103V102H168ZM176 103V102H175ZM177 103L176 104H174V102H172L170 105H172V104H174V105H176V108H178L179 107V109H180V105L177 107ZM182 103H184L183 102V100H182V102H181V104ZM187 103V102H186ZM190 103V102H189ZM191 103H192V101H191ZM193 103L192 104H190V105H193ZM208 103V102H207ZM206 103V104H207ZM213 103V102H212ZM218 103V102H217ZM148 104V103H147ZM147 104H145V105H147ZM188 104V103H187ZM200 104V105H199ZM209 104H211V103H209ZM224 104H225V102H224ZM223 104V105H224ZM244 104L242 105L243 107H244ZM247 104H249V105H252V104H250V103H247ZM144 105V106H145ZM151 105V104H150ZM166 105V104H165ZM169 105V107L171 108V110L169 109V107H167L168 109V112L170 113V111L172 112V111H174V108L173 107H171ZM184 105V104H183ZM183 105H181V107L183 106ZM186 105V104H185ZM185 105H184V109L185 108H188L189 107V109H190V105H187V107H185ZM208 105V104H207ZM222 105V106H223ZM228 107H229V105L228 104H226ZM233 105H231V106H233ZM246 105V104H245ZM257 105H260V104H258L257 103ZM257 105H256V107H257ZM111 106V105H110ZM157 106H159V107H161L160 105H157ZM156 106V107H157ZM210 106V105H209ZM209 106H205V107H208L209 108ZM211 106H213V107H215L213 104L211 105ZM220 106V104H218V108L217 107H215V108H217L218 110H220L219 108L221 107H219ZM225 106V105H224ZM226 106V107H227ZM230 106V107H231ZM247 106V105H246ZM245 106V108H247ZM1 107V106H0ZM122 107V106H121ZM146 107V106H145ZM162 107H164L163 105H162ZM175 107V106H174ZM193 107V106H192ZM191 107V108H192ZM197 107V108H198ZM243 107H241V108H243ZM251 107V106H250ZM253 107V106H252ZM251 107V108H252ZM172 108H173V110H172ZM175 108V109H176ZM224 108V107H223ZM241 108H238L239 109V111H241ZM254 108V107H253ZM259 108H261V107H259ZM1 109V108H0ZM161 109V108H160ZM179 109H178V112H180L181 110H184V109H181L180 111H179ZM194 109H196V108H194ZM202 109V108H201ZM213 109V108H212ZM225 109V108H224ZM229 109H231V108H229ZM228 109V110H229ZM231 109V111L233 112L234 110H232ZM244 109V108H243ZM257 110H258V108H256ZM2 110V109H1ZM124 110H125V108H124ZM134 110V109H133ZM165 110V109H164ZM187 110V109H186ZM186 110H184V111H186ZM191 110V109H190ZM193 110V109H192ZM200 110V109H199ZM214 110V109H213ZM213 110H211L212 112H214V111H216V109L213 111ZM235 110H237V108L235 109ZM251 110V109H250ZM249 109H248V111H250ZM257 110H256V112H257ZM85 111V110H84ZM161 112L163 111V108L160 110ZM203 111H206V108H205V110L203 109ZM210 111V112H211ZM222 111V110H221ZM225 111V110H224ZM223 111V112H224ZM252 111V110H251ZM160 112V113H161ZM166 110H165V112H163V113H168ZM177 112V111H176ZM209 112V111H208ZM209 112V113H210ZM222 112V113H223ZM227 112V111H226ZM226 112H224L225 114H227ZM243 112H246V110L244 109V111ZM258 112H260L261 113V111H258ZM264 112V111H263ZM168 113V114H169ZM215 113V112H214ZM219 113H221V112H219ZM221 113V114H222ZM224 113H223V115H224ZM236 113H237V111H236ZM239 113V112H238ZM251 113H253V112H251ZM44 114L46 115H49V116H52L53 114H54V111L53 110H51V108H49V107H46V108H44ZM43 114V115H44ZM116 114V113H115ZM162 114V113H161ZM167 114V115H168ZM173 114V116H175L174 114H175V112L174 113H172ZM188 114V113H187ZM211 114V113H210ZM221 114H220V117H222L221 116ZM229 114H230V112H229ZM229 114H227V116H229ZM232 114V113H231ZM241 114V113H240ZM242 114H244V113H242ZM170 115V114H169ZM208 115V114H207ZM215 115V114H214ZM217 115H219V114H217ZM233 115V117H234V115L236 116V114H232ZM232 115H231V117H232ZM238 115V114H237ZM261 115H263V114H261ZM128 116V115H127ZM185 117V116H184ZM219 117V116H218ZM224 117L225 116H223V118H221V119H224ZM231 117H229V119L231 120ZM232 117V118H233ZM238 117V116H237ZM161 118V117H160ZM176 118V120L178 119L177 118V116L176 117H173V121H174V119ZM179 118L181 119V116H179ZM182 118H183V116H182ZM217 118V117H216ZM216 118H215V120H216ZM236 118V117H235ZM238 118H242L241 116L240 117H238ZM243 118H244V116H243ZM159 119V118H158ZM185 118H183V120L181 119V121H184V123H186V121L188 120H184ZM160 120V119H159ZM162 120V119H161ZM165 120H167V119H165ZM169 120H171V118H168V121ZM232 120H234V119H232ZM242 120V119H241ZM168 121H166V122H168ZM200 121V120H199ZM198 121V122H199ZM203 121V120H202ZM218 121V123H220L219 121H221V120H217ZM235 122H236V120H234ZM154 122H156V120L155 121H153V123ZM176 122V121H175ZM175 122L174 123H170V125L171 124H175ZM179 122H180V120H179ZM191 122L193 123V121L191 120ZM210 122V121H209ZM213 122H214V120H213ZM238 122V121H237ZM246 122V121H245ZM97 123V122H96ZM105 123V122H104ZM157 123H159V121L157 120ZM164 123H165V121H164ZM177 123V122H176ZM188 123H189V121H188ZM191 123V124H192ZM196 123V122H195ZM204 123V122H203ZM217 123V124H218ZM103 124V123H102ZM150 124H151V122H150ZM155 124V123H154ZM153 124V126L155 127V125H157V124H155L154 125ZM161 124H163V122L161 123ZM161 124H159V125H161ZM168 124V123H167ZM181 124V123H180ZM179 124V125H180ZM190 124V123H189ZM201 124V123H200ZM200 124H197V126H199ZM206 124H208V123H204V125H206ZM212 124V123H211ZM264 124V123H263ZM149 125V124H148ZM159 125H157V127H160ZM164 125V124H163ZM163 125H162V128H163ZM169 125V126H170ZM188 125V124H187ZM178 126V125H174V126H171V128H170V130L172 131L173 129H172V127L175 129H177V132H178V130L181 132V136L179 135H173V136H169L170 138L168 139V141H167V139L166 138H161V139H165V141H167V142H165V145H164V147L162 148L160 145L158 146L157 144H156V141H157V138L156 137H158V133L160 134L161 132H159L158 130V133L155 131V130H152V129H150V128H152V127H150V128H148V126H147V123H146V125H143V126H146L147 127V129H144L143 131H138V130H136V131H134V132H125V133H122V132H119V133H115V135H114V132H113V136L110 138V139H107L109 136L107 135V140H105L104 138H103V140H105V144L106 145H103V146H106V147H108L107 149H109V148H112L113 146L114 147H116V149H117V147H120V148H122V149H125V148H127L128 146H137V147H139V152L137 153V150L135 151V153H137L136 155H135V157H136V163H139V165H141V164H143L142 166H144L147 162H151L150 160H152V159H155V158H153V157H155V156H163V157H165V156H169V158H165L166 160L167 159H170L171 160V158H174L175 157V155H179V153L181 152V151H183V149H189V148H191V147H193L194 146V143L195 142H202L204 145H205V148H206V152L208 153V152H210V153H212L213 152V150H214V152L213 153H215V151L217 150H222V149H225V148H230V147H233V148H235L234 147V145H236L237 143L236 142H234L236 139H234L233 138V136H232V138L234 139V140H232V138L230 137L231 135H233L232 133H231V135H229V134H226V133H224L225 132V129H219V128H216L215 127V129L217 130V131H222V132H214V130H213V128H212V130L213 131H210V129H211V127L209 126H206V128H205V126H203L205 129H203V128H201V127H196L194 124H193V127H195V129L197 130V129H199V131H197V132H195V131H192V129H191V127H189V126ZM245 125H247V124H245ZM251 125V124H250ZM126 126V125H125ZM165 126V128L164 129H166L167 130V126L168 125H164ZM201 126V125H200ZM239 126V125H238ZM252 126V125H251ZM261 126H262V124H261ZM141 127V126H140ZM139 127V128H140ZM153 127V128H154ZM192 127V128H193ZM240 127V126H239ZM238 127V128H239ZM260 127V126H259ZM145 128V127H144ZM210 128V129H209ZM221 128V127H220ZM230 128V127H229ZM241 128V127H240ZM247 128V127H246ZM255 128H257V127H255ZM143 129V128H142ZM156 129V128H155ZM159 129V128H158ZM175 129V130H176ZM235 129V128H234ZM245 129V128H244ZM243 129V131H245ZM248 129H250V127H249V125H248ZM248 129H246V130H248ZM146 130V131H145ZM163 130V129H162ZM174 130V131H175ZM194 130V129H193ZM215 130V131H216ZM236 130H237V128H236ZM257 130V129H256ZM261 130V128L256 132L257 134L258 133H260L259 131ZM39 131V130H38ZM66 131V130H65ZM227 131V130H226ZM233 131V130H232ZM237 131H241V130H237ZM236 131V132H237ZM262 131V130H261ZM163 132V131H162ZM167 132V131H166ZM165 131H164V133H166ZM169 133H170V131H168ZM177 132L175 133V132H173V133H175V134H177ZM235 131H233V133H234ZM249 132H252V131H250L249 130ZM262 132H264V130L262 131ZM164 133H163V136H164ZM169 133H166V135L167 134H169ZM189 133H191L192 135H190ZM229 133V132H228ZM238 133V132H237ZM236 133V134H237ZM240 133H243V132H240ZM240 133H238V137H241V134ZM245 133V132H244ZM246 133H247V131H246ZM245 133V134H246ZM255 133V132H254ZM254 133H252L251 134V136L253 135L254 136ZM157 134V135H156ZM162 134V133H161ZM172 134V133H171ZM235 134V135H236ZM239 134H240V136H239ZM261 134V133H260ZM256 135V134H255ZM262 135V134H261ZM261 135H258L257 136V138H258V140H260V139H263V137L261 138L260 136ZM243 136V135H242ZM250 136V135H249ZM248 136V137H249ZM251 136L249 137V138H251ZM263 136V135H262ZM161 137V136H160ZM167 138H168V135L166 136ZM237 136H236V138H238ZM245 137V136H244ZM247 137V136H246ZM245 137V138H246ZM247 137V138H248ZM242 138V137H241ZM246 138V139H247ZM253 138V137H252ZM260 138V139H259ZM82 139V138H81ZM239 139V138H238ZM254 140V139H253ZM160 141H163V140H160ZM159 141V142H160ZM240 141H243L242 139H240ZM239 141V142H240ZM249 141V140H248ZM252 141V140H251ZM250 141V142H251ZM164 142H162V146H163V144H164ZM237 142H238V140H237ZM253 142V141H252ZM259 142V141H258ZM263 142V141H262ZM261 142V143H262ZM253 143H255V141L253 142ZM201 144V143H200ZM240 144V143H239ZM243 144V143H242ZM242 144H240L241 145V147H242ZM246 144V143H245ZM263 144H264V142H263ZM143 145H145V146H147L146 148L143 146ZM197 145H199V144H197ZM202 145V144H201ZM204 145H202V146H204ZM253 145H255V144H253ZM257 145V144H256ZM255 145V146H256ZM260 145V144H259ZM262 145V144H261ZM237 146H239L238 144H237ZM245 146V145H244ZM262 146H264V145H262ZM105 147V148H106ZM194 147H196V144H195V146ZM258 147V146H257ZM103 149H101V150H97V151H94L90 156H87L86 157V161H87V163L86 162H84V163H86V164H83L84 166H82L83 167V169H82V172H80V173H83V171H84V169L86 168V170H88V168L89 167H91L92 165H94L96 162H98L99 160L101 161L102 160V155H105L104 153H105V151L107 150V149H105L104 147H102ZM134 148V147H133ZM141 148H143V149H141ZM145 148V149H144ZM162 148V149H161ZM200 148H203L204 149V147H201L200 146ZM261 148H264V147H261ZM127 149H129V148H127ZM131 149V148H130ZM203 149L201 150V151H203ZM230 149H232V148H230ZM236 149H238L237 147L235 148V150ZM118 150H119V148H118ZM190 150V149H189ZM189 150H187V151H189ZM194 152H193V151ZM200 150V149H199ZM234 150V149H233ZM232 150V151H233ZM240 150V149H239ZM253 150V149H252ZM255 150V149H254ZM253 150V151H254ZM257 150V149H256ZM259 150V149H258ZM108 152H109V150H107ZM106 151V153H108ZM110 151H111V149H110ZM128 151V150H127ZM186 151V150H185ZM197 150H196V148L195 149H193V148H191V150H190V152L191 153H197L196 152ZM204 151H205V149H204ZM224 151V150H223ZM226 151H230V150H226ZM224 152L225 153V155H226V153L227 152ZM261 151V150H260ZM130 152V151H129ZM231 152V151H230ZM245 152H247V151H245ZM244 152V153H245ZM249 153H250V151H248ZM247 152V153H248ZM256 153H257V151H255ZM95 153V154H94ZM207 153H206V155H207ZM223 153V152H222ZM229 153V152H228ZM232 153V152H231ZM230 153V155H232ZM239 153V152H238ZM244 153H242V154H244ZM253 153V152H252ZM258 153H259V151H258ZM257 153V154H258ZM46 154H48V153H46ZM130 154V153H129ZM180 154H183V153H180ZM193 154V155H194ZM198 154V153H197ZM197 154H195V155H197ZM209 154V153H208ZM256 154V155H257ZM96 155V156H95ZM132 155V154H131ZM131 155H129V159L131 160V158H130V156ZM154 155V156H153ZM165 155V156H164ZM192 155V154H191ZM190 155V156H191ZM194 155V156H195ZM202 155V154H201ZM234 155V154H233ZM232 155V156H233ZM245 155V154H244ZM244 155H243V158H247V154L245 155V157H244ZM252 155V154H251ZM253 155H254V157L253 158H255V154L253 153ZM260 155H261V153H260ZM262 155L264 156V154L262 153ZM50 156V155H49ZM161 156V157H162ZM180 156V155H179ZM194 156H192V159H193V163H194V161L196 160V159H194L193 157ZM197 156H199V154L197 155ZM205 156V155H204ZM209 156H210V154H209ZM214 156L216 157V154H214ZM221 156V155H220ZM223 156L224 155H222L221 157H220V159L221 158H223ZM227 156H229V155H227ZM250 156V155H249ZM248 156V157H249ZM51 157V156H50ZM132 157V156H131ZM177 158H178V160L181 158V157H178V156H176ZM206 157V156H205ZM211 157H213L212 155H211ZM219 156H217L216 158H218ZM230 157V156H229ZM235 157H237V153H236V156ZM235 157H233V158H235ZM258 157V156H257ZM262 157V156H261ZM152 158V159H151ZM157 158V157H156ZM159 159H160V157H158ZM182 158H183V155H182ZM181 158V159H182ZM189 158H191V157H189ZM187 159L186 160V157H184L183 159H184V161H186L185 163H184V161H181V159H180V161L181 162H183L182 164L184 165V166H186V167H188L191 163H189V161H190V159ZM195 158H196V156H195ZM198 158V157H197ZM200 158H202V156L200 157ZM208 157H206V159H207ZM214 158V157H213ZM232 158V159H233ZM103 159H104V157H103ZM105 159H106V157H105ZM104 159V160H105ZM148 159H150V160H148ZM215 159V158H214ZM220 159H218V160H220ZM225 159V158H224ZM230 159V158H229ZM249 159H251V157L249 158ZM257 159V158H256ZM130 160H129V162H130ZM132 160H135L134 158H132ZM131 160V161H132ZM146 160H147V162H146ZM176 160V159H175ZM199 160V159H198ZM226 160V159H225ZM244 160H246V161H244V162H246L247 163V161H249V160H247V159H244ZM260 160V157L258 158V161ZM142 161V162H141ZM145 161V162H144ZM157 161V160H156ZM165 160H164V158H162V162H164ZM173 161V160H172ZM201 160H199V162H200ZM203 161H205V160H203ZM252 161H253V163H254V161L255 160H253L252 159ZM252 161L250 162V163H252ZM257 161V162H258ZM262 161L264 162V160L262 159ZM63 162V161H62ZM105 162V161H104ZM106 162H107V159H106ZM113 162V161H112ZM158 162H160V160H158L157 161V163ZM176 162L177 161H175V165H176ZM189 164H188V163ZM260 162H261V160H260ZM99 163V162H98ZM131 163H133V162H131ZM152 163V162H151ZM151 163H147L148 164V168L147 169H150L149 168V164H151ZM153 163H154V161H153ZM165 163V162H164ZM196 163H197V161H196ZM249 163V162H248ZM262 163V162H261ZM101 164V163H100ZM159 164V163H158ZM161 164V163H160ZM163 164V163H162ZM167 164H169V162L167 163L166 162V164H163V165H165V166H167ZM171 164V163H170ZM208 164V163H207ZM260 164V163H259ZM102 165V164H101ZM138 165V164H137ZM139 165H138V167H139ZM156 165V164H155ZM172 165V164H171ZM171 165H169V166H171ZM175 165H174V168H175ZM257 165H258V163H257ZM257 165H254V166H257ZM262 165V164H261ZM96 168H98V165L96 164ZM100 166V165H99ZM142 166H141V169H139L140 171L141 170H143V171H146V168L145 169H142ZM158 166V165H157ZM157 166H155V167H157ZM173 166V165H172ZM171 166V167H172ZM177 166H181V165H179V162H178V165ZM191 166V165H190ZM198 166V165H197ZM209 166V165H208ZM215 166V165H214ZM249 166V165H248ZM245 167V168H249L250 169V167H251V169H253L252 168V166H250V167ZM260 166V165H259ZM258 166V167H259ZM263 166V165H262ZM262 166H261V168H262ZM153 167V166H152ZM154 167V168H155ZM201 167V166H200ZM209 167H211L212 168V166L210 165ZM153 168V169H154ZM162 168V167H161ZM164 168V167H163ZM168 168V167H167ZM204 168V166L203 167H201V170ZM205 168H206V166H205ZM204 168V169H205ZM211 168H210V170H211ZM218 168V167H217ZM260 168V167H259ZM54 169V168H53ZM92 169H93V167H92ZM95 169V168H94ZM113 169V168H112ZM111 169V170H112ZM157 169V168H156ZM160 169V166L158 167V169L157 170H159ZM213 169H215V167H213ZM212 169V170H213ZM256 169V168H255ZM110 170V171H111ZM115 170V169H114ZM156 170V171H157ZM165 170V169H164ZM166 170H168V169H166ZM165 170V171H166ZM173 170V169H172ZM194 170H195V168H194ZM197 170H198V172H199V166H198V168L196 169V173H194L195 175L196 174H198V172H197ZM200 170V171H201ZM209 170V169H208ZM207 170V171H208ZM211 170V171H212ZM216 170V169H215ZM215 170L213 171V172H215ZM243 170V173H241V172H239V173H237V171L235 170V171H232V173L234 172L235 174H230V172H228L229 173V183L232 181V179L234 180L235 179V183H234V186H233V181H232V186H229V187H227L228 189L231 187V189H229L228 191H226L227 189H224L223 191H225V193H223L222 191H220V192H222L223 194H222V197L221 196H219V191H217L218 193H216V194H214V192H213V194L214 195H216V196H219V197H221L222 199L223 198H225V200H230V201H233L235 204H237V205H239V207H243V208H245V209H243V211L241 210V211H239L240 210V208H238V206L237 207H235V206H233V204L232 203H228L229 205H231L232 204V206H229L228 205V210L229 211H233V210H231V209H233V207H235V208H238L239 210H236V209H234V212H235V214H234V216H236V213L239 215H237L238 216V218H242L243 219V217H254V216H256L257 217V215L259 214V213H262V212H264V183L263 184H261V185H258L257 186V181H255V180H257V179H255L254 180V178H256L255 176L259 173H257L256 172V170H255V176H254V173H251L250 172V170H248L249 172H250V174L246 171V169H242ZM244 170H245V172H244ZM260 169H258V171H259ZM88 171H90V169L88 170ZM109 171V172H110ZM116 171V170H115ZM126 171V170H125ZM136 171V170H135ZM135 171L133 172V171H131V172H133V173H135ZM139 171V172H140ZM151 171V170H150ZM150 171H148V173H146V174H149V172ZM153 171V170H152ZM160 171V170H159ZM164 171V172H165ZM206 171V169L204 170V172ZM218 171H220L219 169H218ZM217 170H216V172H218ZM239 171V170H238ZM252 171V170H251ZM85 172H87V171H85ZM121 172H123V171H121ZM119 173V174H124V176H128V174H129V171H128V173L127 174H125L124 172L123 173ZM154 172V171H153ZM152 172V173H153ZM162 172V169H161V171H160V173ZM163 172V174H165ZM191 172V171H190ZM194 172V171H193ZM192 172V173H193ZM201 172H203V171H201ZM213 172H209L208 174H210V178H211V173H212V175H213V177L215 178V179H217L215 176H214V174H216V172L215 173H213ZM111 173H112V171H111ZM114 173V172H113ZM112 173V174H113ZM133 173H130V174H132V177H130V179L131 178H136V177H138L139 178V176L141 177L142 176V174L143 173H145V172H140V174H139V176L137 175V174H135V176H133L134 174ZM151 172H150V174H152ZM156 173V172H155ZM155 173H154V175H155ZM159 172L158 173H156V176H158L159 174H160ZM192 173H189V174H192ZM206 173V172H205ZM260 173H263L264 174V169L262 170V172H260ZM85 174V173H84ZM149 174V176L151 177V175ZM188 174V175H189ZM219 174H220V172H219ZM218 174V175H219ZM221 174H223V171H222V173ZM220 174V176H219V178L218 179H220V177L221 176H223L224 177V174H226V173H224L223 175H221ZM82 175V174H81ZM114 175V174H113ZM144 175V174H143ZM199 175H200V173H199ZM202 175V177H204L205 176V174H201ZM217 175V174H216ZM227 175V174H226ZM230 175H231V177H230ZM114 176H118V175H114ZM113 176V177H114ZM121 176V175H120ZM119 176V177H120ZM123 176V177H124ZM146 177H145V179L143 178L144 176H142V179H144V180H146V178H147V176L148 175H145ZM153 176V175H152ZM207 176V175H206ZM122 176H121V178H123ZM193 177V176H192ZM196 177V176H195ZM194 177V178H195ZM198 178H199V176H197ZM201 177V176H200ZM201 177V178H202ZM207 177H209V176H207ZM206 177V178H207ZM212 177V178H213ZM226 177V176H225ZM232 177H234V178H232ZM78 178V177H77ZM137 178V179H138ZM153 178V177H152ZM188 178V177H187ZM194 178H191V179H194ZM232 178V179H231ZM128 179H129V177H128ZM129 179V180H130ZM118 180H120V178L118 179ZM134 180V179H133ZM139 180V179H138ZM148 180H150L149 178H148ZM152 180V179H151ZM188 180H190V179H188ZM196 180V178L194 179V181ZM206 180H208V179H206ZM211 180H213V179H210V181ZM223 180V179H222ZM117 182V180H114V182ZM122 181V180H121ZM192 181V180H191ZM209 181V182H210ZM215 181V180H214ZM213 181V182H214ZM218 183H219V181L218 180H216ZM221 181V180H220ZM224 181H225V179H224ZM223 181V182H224ZM124 182H126V181H124ZM211 183H212V181H211ZM227 183V182H226ZM114 184V183H113ZM112 183H111V185H113ZM120 184V183H119ZM123 184V183H122ZM125 184H127V182L125 183ZM64 185H67V184H64ZM118 185V184H117ZM215 185H216V182H215ZM218 185V184H217ZM230 185H231V183H230ZM114 186H116V185H114ZM259 186H261V188L262 189H260L259 188ZM68 187H69V184H68ZM109 187H110V184H109ZM112 187V186H111ZM63 188L65 189V187L63 186ZM62 188V189H63ZM259 188V189H258ZM215 189V188H214ZM63 191V190H62ZM64 192H65V190H64ZM212 194V196H214ZM218 194V195H217ZM221 194V193H220ZM212 196H211V198H212ZM220 198V199H221ZM167 199V198H166ZM184 199V198H183ZM213 199V201L214 200H216V202H217V200H218V198L217 199H214V197L212 198ZM211 199V200H212ZM168 200L170 201V203L171 204H173V205H171L172 206V209H175V210H173L172 211V213H175V211L176 212H178L179 214L178 215H186V219H188L189 217H188V215H191L192 217H190L189 219H188V222L187 223H189L190 224V227L192 228V225L191 224H195V223H200L201 224V222L206 218L205 217V212L206 211H209V212H211V213H206V215L207 216H209L210 214V216H214V218L216 217V215H219L220 213L218 212V211H215V209L217 210V206H215L216 205V202L214 203L213 201H211L210 199H209V203H206V201H205V203H203V202H196V201H194L193 199L192 200H186L188 203H186V201H185V204H180L181 202H179V204H177L178 202H176L174 199H171L170 197H168ZM179 201V200H178ZM208 202V201H207ZM219 202V201H218ZM223 201L221 200V202H219L220 204L222 203ZM227 202H229V201H226V206H227ZM219 203H217L218 205H219ZM225 203V202H224ZM223 203V204H224ZM222 204V205H223ZM234 204V205H235ZM177 205V206H176ZM176 206V207H175ZM212 206V207H211ZM225 206V205H224ZM224 206L222 207V206H220L219 205V208H221V209H223L224 208ZM225 206V208L227 209V207ZM174 207V208H173ZM217 207V208H216ZM229 207H231V209L229 208ZM212 208H215V209H212ZM218 208V209H219ZM221 209H219V210H221ZM28 210V209H27ZM31 210V209H30ZM211 210V211H210ZM236 210V211H235ZM224 211H227V210H224ZM241 212V213H238V212ZM80 213V212H79ZM165 213V212H164ZM241 214V215H240ZM174 216H176V217H178V215H177V213H175V214H173ZM222 215V217L224 218V216H223V214L221 213L220 214V216ZM209 216V217H210ZM219 216V217H220ZM175 217V218H176ZM181 217V216H180ZM188 217V218H187ZM208 217V218H209ZM218 217V216H217ZM216 217V219H218ZM255 217V218H256ZM29 218V217H28ZM184 218V217H183ZM211 218H213V217H211ZM213 218V219H214ZM222 218V219H223ZM226 219L225 220H228L227 219V217H225ZM229 218V217H228ZM230 218H231V216H230ZM229 218V220L231 221V219ZM233 218V217H232ZM235 218H237V217H235ZM234 218V221L236 222V219ZM237 218V219H238ZM137 219V218H136ZM185 219V218H184ZM185 219V221H187ZM246 219V218H245ZM244 219V220H245ZM259 219V218H258ZM141 219L139 218V221H140ZM138 220H136V223H137V227L139 226V227H141V228H143V232L141 233L142 235V237H139L138 239H140V238H143V237H146L147 238V240H149V241H151V243H153V244H161V243H164V242H166V244L168 245V247H166V248H170L171 247V245H170V247H169V244H171V243H169L170 242V240H175L177 243L179 242V240H178V238H177V235H179V234H177L176 235V238H172L173 237V233H176V232H174L173 231V233H172V231L169 233L168 231H164V230H162V231H157V230H150V229H147L143 224H141V223H139V222H137ZM207 221V218H206V220L204 221V222H206ZM213 221V220H212ZM238 221H239V219H238ZM240 221H241V223L242 222H244L245 223V221H242L241 219H240ZM254 221V220H253ZM141 222V221H140ZM142 222H143V220H142ZM145 222V221H144ZM226 223H228L229 221H225ZM129 223H131V221L129 222ZM128 223V224H129ZM133 223H135V222H133ZM133 223H131V224H133ZM127 224V223H126ZM131 224H129V225H131ZM203 224V223H202ZM239 224H240V222H239ZM243 224V223H242ZM246 224V223H245ZM178 225V224H177ZM181 225V224H180ZM237 225H238V223H237ZM244 225V224H243ZM187 226H188V224H187ZM196 226V225H195ZM195 226H193V227H195ZM199 226V225H198ZM230 226V225H229ZM264 226V225H263ZM189 227V228H190ZM243 227V226H242ZM124 228V227H123ZM122 228V229H123ZM141 228H139L140 230H141ZM151 228V227H150ZM244 228V227H243ZM264 228V227H263ZM203 229V228H202ZM232 229H233V227H232ZM251 229V228H250ZM119 230V229H118ZM126 230V229H125ZM125 230H123V231H125ZM140 230H138V232H140ZM166 230V229H165ZM205 230V229H204ZM203 230V231H204ZM208 230V229H207ZM210 230V229H209ZM208 230V231H209ZM226 230L228 231L229 229H228V227H226ZM234 230V229H233ZM233 230H232V233H234L233 232ZM237 231H238V229H236ZM187 231V230H186ZM198 231V230H197ZM202 231V232H203ZM206 231V230H205ZM227 231H226V233H227ZM246 231V230H245ZM245 231H243V232H245ZM247 231H248V229H247ZM189 232V231H188ZM187 232V233H188ZM201 229H200V236L202 235L201 233ZM214 233H210L211 235H213V236H216V235H214V234H216L215 233V231H213ZM240 232V231H239ZM124 233V232H123ZM122 233V234H123ZM128 233V232H127ZM172 233V234H171ZM183 233V232H182ZM192 233V232H191ZM190 233V234H191ZM203 233H205V232H203ZM225 233V234H226ZM229 233V232H228ZM230 233H231V228H230ZM229 233V234H230ZM189 234V233H188ZM188 234H186L187 236H188ZM193 234H195V235H197L196 233H193ZM193 234H192V236H193ZM220 234V233H219ZM223 234H224V232H223ZM237 234H239V235H236V233H235V236H234V238H233V240L235 239V243L237 242H241V240H242V244H243V236H244V234L245 233H243L242 234V232L241 233H237ZM125 235V234H124ZM131 235H133V234H131ZM139 235H140V233H139ZM144 235V236H143ZM186 235L184 234V236L186 237ZM194 235V237L196 238V237H198V236H195ZM204 235V234H203ZM202 235V237L204 238V239H206L204 236ZM205 235H207V237H209L208 235H209V232H208V234H205ZM211 235H210V237H211ZM227 235L228 234H226V235H221V237L223 236V238H224V236L225 237H227ZM232 235V234H231ZM231 235H228V236H231ZM128 236V235H127ZM138 236V235H137ZM169 236H172V237H170L169 238ZM180 236H182V234L180 233ZM180 236H178V237H180ZM191 235L189 236V237H192ZM213 236H212V238H208V241H205V240H202V241H205L206 243H205V245L203 244L202 246H200V248H201V250H203L204 248H207L208 246H210V245H212V247H214L216 250H217V248L215 247V246H217L216 244H215V246H214V243H216V241L215 240H217L218 241V239H214L213 238ZM125 237H126V235H125ZM128 237H131V236H128ZM183 237V236H182ZM182 237H181V239H182ZM202 237H199L200 239H203ZM217 237H220V235L218 236V233H217V236H216V238ZM221 237L219 238L220 240H222L221 239ZM246 237V236H245ZM134 238V237H133ZM132 238V239H133ZM137 238V237H136ZM198 238V239H199ZM229 238V237H228ZM121 239V238H120ZM170 239V240H169ZM184 239V238H183ZM181 240V241H184V240ZM197 239V240H198ZM231 240H232V238H230ZM246 239V238H245ZM253 239V238H252ZM264 239V238H263ZM169 240V241H168ZM186 240H188V239H186ZM219 240V241H220ZM224 240H226V239H224ZM229 240V239H228ZM124 241V240H123ZM134 241H136V239H134ZM142 241V240H141ZM140 241V242H141ZM145 241V240H144ZM148 241V242H149ZM168 241V242H167ZM174 241V242H175ZM194 241V240H193ZM200 241V240H199ZM198 241V242H199ZM218 241V242H219ZM245 241V240H244ZM172 242V241H171ZM176 242H175V244H176ZM190 242H191V239H190ZM190 242H188V243H190ZM222 242V241H221ZM220 242V243H221ZM119 243V242H118ZM126 243V242H125ZM137 245H139V241H137ZM180 243H182V246H183V242H180ZM187 243V242H186ZM195 243V242H194ZM196 243H197V241H196ZM195 243V244H196ZM203 243V242H202ZM201 243V244H202ZM234 243V244H235ZM120 244V243H119ZM144 244V243H143ZM142 244V245H143ZM146 244H148L147 242H146ZM152 244V245H153ZM165 244V245H166ZM173 242H172V245H175ZM191 244V243H190ZM241 243H240V245H241V247L243 246ZM245 244V243H244ZM141 245V247H144V246H142ZM145 245V244H144ZM198 245L199 244H197V246L196 247H198ZM222 245V243L220 244V245H218L219 247ZM240 245H238L237 244V246H240ZM147 246V245H146ZM161 246H164V245H162L161 244ZM194 246V245H193ZM120 247L122 248V245L120 244ZM119 247V248H120ZM124 247V246H123ZM176 247H178V245L176 244ZM176 247H174V249H175V252H176V250H178ZM211 247V246H210ZM125 248V247H124ZM147 248V247H146ZM146 248L144 249H142V248H139V249H137V253H134V255H136V256H147V254L148 255H151V256H154L155 255V252H154V254L152 255L151 253H153V250L152 251H148V250H146ZM148 248H149V246H148ZM150 248H151V246H150ZM153 249H157L156 247L154 248V247H152ZM166 248H165V250H166ZM172 248V247H171ZM170 248V250L171 251H174V249L172 250ZM183 248H186V247H183ZM195 248V247H194ZM214 248H213V250L212 251H214ZM232 248V247H231ZM238 248H240V247H238ZM123 249V248H122ZM163 249V247L161 248L160 247V252L158 251L159 249H157V251H158V253H157V255H155V262H160V260L161 259H163V257L161 258V256H164V253H162L161 252V250ZM188 249H192V248H188V244H187V249L186 250H188ZM198 249V248H197ZM220 249V248H219ZM218 249V250H219ZM180 250H182V249H180ZM179 250V251H180ZM156 251V250H155ZM163 251V250H162ZM167 251V252H166ZM165 252L168 254L169 253V251L168 250H166ZM170 251V252H171ZM193 251V250H192ZM197 251V250H196ZM198 251H199V249H198ZM209 251V250H208ZM212 251H210V252H212ZM174 252V253H175ZM195 251H193L192 253L191 252H189V253H191V254H193ZM207 252V251H206ZM166 253H165V255H166ZM177 253V252H176ZM183 255H185L186 253H185V250L183 251ZM188 253V252H187ZM198 253V252H197ZM199 253H201L200 251H199ZM198 253V254H199ZM243 253V252H242ZM247 253V252H246ZM161 254H163V255H161ZM171 254V253H170ZM180 254H182V253H179V255ZM195 254V253H194ZM198 254H196V255H198ZM201 254H203V252L201 253ZM200 254V255H201ZM204 254H205V252H204ZM245 254V253H244ZM183 255H181V256H183ZM184 257V256H183ZM164 258H165V256H164ZM157 259H158V261H157ZM260 259V258H259ZM254 260V259H253ZM257 260V259H256ZM162 261V260H161ZM249 264V263H248Z\"/></svg>", "mask_w": 264, "mask_h": 264}]
</instances>
